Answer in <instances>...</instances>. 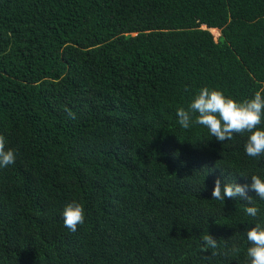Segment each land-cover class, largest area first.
I'll list each match as a JSON object with an SVG mask.
<instances>
[{
    "label": "trees",
    "instance_id": "1",
    "mask_svg": "<svg viewBox=\"0 0 264 264\" xmlns=\"http://www.w3.org/2000/svg\"><path fill=\"white\" fill-rule=\"evenodd\" d=\"M201 87L264 93V0H0V264H248L264 201L211 194L264 179V156L179 125Z\"/></svg>",
    "mask_w": 264,
    "mask_h": 264
},
{
    "label": "clouds",
    "instance_id": "2",
    "mask_svg": "<svg viewBox=\"0 0 264 264\" xmlns=\"http://www.w3.org/2000/svg\"><path fill=\"white\" fill-rule=\"evenodd\" d=\"M178 123L183 129H189L194 124L208 129L209 134L219 142L232 140L235 134L248 133L245 152L249 157L264 156V93L257 92L253 98L237 102L230 96H225L222 90L201 87L192 97L187 108L177 109ZM69 118L75 119V113L68 110ZM16 150L7 147V140L0 135V168L15 163ZM246 176V175H241ZM251 184L240 185L235 182L225 183L222 187L221 180L217 178L212 190V199L224 204L225 198L245 199L251 206L245 205L244 212L247 216L256 218L260 209L253 203V198L248 195L249 190L256 193V197L264 201V179L258 175H251ZM64 226L70 232H76L79 225L85 220L83 204L72 201L67 203L62 212ZM248 247L246 256L248 264H264V220L258 221L254 227L245 232ZM203 247L201 251L218 249V241L208 232L201 236ZM240 248L233 244L231 254L237 255ZM218 252L213 251L215 256Z\"/></svg>",
    "mask_w": 264,
    "mask_h": 264
},
{
    "label": "rangeland",
    "instance_id": "3",
    "mask_svg": "<svg viewBox=\"0 0 264 264\" xmlns=\"http://www.w3.org/2000/svg\"><path fill=\"white\" fill-rule=\"evenodd\" d=\"M213 37L215 40H217L219 38V36L221 35V31L218 29V31H214L212 32Z\"/></svg>",
    "mask_w": 264,
    "mask_h": 264
},
{
    "label": "bare ground",
    "instance_id": "4",
    "mask_svg": "<svg viewBox=\"0 0 264 264\" xmlns=\"http://www.w3.org/2000/svg\"><path fill=\"white\" fill-rule=\"evenodd\" d=\"M211 32L218 31L217 28H210Z\"/></svg>",
    "mask_w": 264,
    "mask_h": 264
},
{
    "label": "water",
    "instance_id": "5",
    "mask_svg": "<svg viewBox=\"0 0 264 264\" xmlns=\"http://www.w3.org/2000/svg\"><path fill=\"white\" fill-rule=\"evenodd\" d=\"M203 28H207L206 26H204Z\"/></svg>",
    "mask_w": 264,
    "mask_h": 264
}]
</instances>
